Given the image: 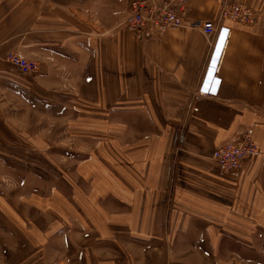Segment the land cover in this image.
Masks as SVG:
<instances>
[{"label":"crops","instance_id":"0c3cea01","mask_svg":"<svg viewBox=\"0 0 264 264\" xmlns=\"http://www.w3.org/2000/svg\"><path fill=\"white\" fill-rule=\"evenodd\" d=\"M235 1L256 20L222 21V80L204 97L217 37L143 38L121 24L130 0H0V161L56 177L18 202L36 245L25 258L264 264V0ZM223 2L187 0L185 18L215 20ZM8 51L39 72L22 73ZM247 132L258 153L220 172L214 148Z\"/></svg>","mask_w":264,"mask_h":264},{"label":"built area","instance_id":"2783aa9c","mask_svg":"<svg viewBox=\"0 0 264 264\" xmlns=\"http://www.w3.org/2000/svg\"><path fill=\"white\" fill-rule=\"evenodd\" d=\"M186 14L187 0H130L128 13L121 24L127 31L143 38L163 34L169 28L199 29L209 43L217 37L206 72L196 91L199 96H215L222 80L221 74L217 71L219 58L229 32V28L221 23L226 19L254 23L256 10L235 0H224L215 20L186 19ZM4 60L25 74H36L40 69L37 61L26 58L19 51H8ZM257 153L258 146L252 134L247 132L233 141L216 146L211 158L220 172L233 173L240 169L245 158Z\"/></svg>","mask_w":264,"mask_h":264},{"label":"rangeland","instance_id":"374dc122","mask_svg":"<svg viewBox=\"0 0 264 264\" xmlns=\"http://www.w3.org/2000/svg\"><path fill=\"white\" fill-rule=\"evenodd\" d=\"M51 165V169L56 167V164ZM65 165V169H73L72 163H65ZM46 166L47 164H42L41 162L25 164L1 157L0 264L35 263L36 258H25L28 254H33L36 245L30 242L26 229V226H29L30 222L25 216L24 208L18 206V202L21 197H26L28 192L40 191L47 188L49 183L45 182L43 179L47 181L48 179L56 178L53 176L52 172V175H49L42 169V167ZM9 191L12 193V203L9 201ZM11 204H13V206H11ZM19 209H22L23 212ZM31 251L32 253H30Z\"/></svg>","mask_w":264,"mask_h":264}]
</instances>
